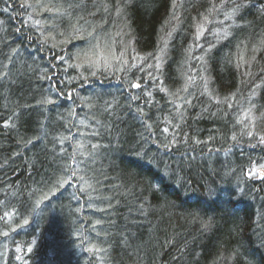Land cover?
<instances>
[{
  "label": "trees",
  "instance_id": "16d2710c",
  "mask_svg": "<svg viewBox=\"0 0 264 264\" xmlns=\"http://www.w3.org/2000/svg\"><path fill=\"white\" fill-rule=\"evenodd\" d=\"M235 3L0 0L3 264H264V0Z\"/></svg>",
  "mask_w": 264,
  "mask_h": 264
},
{
  "label": "snow or ice",
  "instance_id": "6c2138e0",
  "mask_svg": "<svg viewBox=\"0 0 264 264\" xmlns=\"http://www.w3.org/2000/svg\"><path fill=\"white\" fill-rule=\"evenodd\" d=\"M233 3H234V7L232 8V11H230V12H226V13H225V18L228 19V20H232L233 17L236 15V13H237L238 11L242 10V9L245 7V5H244L243 3H238V4L235 3V0H233ZM81 6H86V5H85V0H81V4H80V5H77V7H81ZM21 7H24V5H21ZM27 7L35 8V7H44V6H43V5H35V6H34V5H27ZM9 10H10V6H9V5H6V6L3 8V12H5V13L9 12ZM103 10H104V11H107V10H108L106 5L103 6ZM29 19H31V16L29 17ZM80 19H81V20H84V17L81 16ZM33 23H34L35 25H40V24H41V21H40V20H35ZM85 23H87V21H85ZM18 30H19V29H18ZM203 34H204V29H203L202 27H199V28L197 29V36H196V39L199 40V38H200L201 36H203ZM40 35L43 36V40L41 41V43H46V42L48 41V37H47V36H44L43 32H41ZM61 35H63V33H61ZM212 35L215 36L217 39H220V38H227L228 32L225 31L224 34H223V37H220V34H219L218 32H213ZM87 36L91 38L90 41H89L90 44H92V41L96 39V37L93 36V33H92V32H88V33H87ZM94 46H95V45L93 44V47H94ZM53 47H55V45H53ZM197 47H199V48H204V45H203V44H199V45H197ZM214 47H215V43H214V42H209V45H208L207 49L205 50L204 55H207L208 53H210L211 50H212ZM189 52H191V46H190V48H189ZM204 55L198 56V57H196V59L203 61V60H204ZM77 58H79V53H77ZM60 59H63V57H60ZM157 59H159V57H157ZM72 66H73V67H76V68H84V71H81V72L79 73V79L76 81L77 83H79L80 80L87 81V80H89L90 77H96L98 73H106V72H108V71L110 70V68H111L110 65H104V66H101V65L96 64V63H90V64H88V65H86V66H84V65H80V64L72 65ZM132 67H135V65H133ZM149 67H152V65H149ZM160 67H161V65H160L159 63H157V64H156V68H157V69H160ZM123 70H124V69H120V71H123ZM6 75H7V73H6ZM157 79H158V77H157ZM69 82L71 83L72 81H69ZM132 87H133V88H139L140 85H139V84H133ZM256 87L259 88L260 85H256ZM186 90H187V85H185V91H186ZM204 90H205V92H207V90H208V83H207V81L204 82ZM160 91H164V92H166L167 89H165V88H161ZM208 94H209V96L212 95L211 93H208ZM69 95H70V94H69ZM254 95H255V90H253V91L250 93V97H249V102H250V103H251V97L254 96ZM96 96L102 99V95H101L100 92H97V93H96ZM145 96L148 97V98H151L152 93L146 91V92H145ZM139 98H140V97H139L138 95H133V96H130V97H129L130 100H137V99H139ZM81 99H86V98L81 97ZM41 103H42V104H52L53 101H52L51 99H45V100H42ZM185 103L191 105V104H192V101H191V100H186ZM216 103L219 104L220 101L217 100ZM228 106L231 107V104H229ZM253 107H255L254 104H253ZM204 110L207 111V108H205ZM104 111H105V112H108V111H109V108H108V106H107V102H106V101H105V104H104ZM141 111H142V110H141ZM249 111H251V109H249ZM71 114H72V113L70 112L69 115H71ZM246 117H247V114H246ZM180 118L183 119V114H180ZM242 122H243V121H241V123H242ZM80 123L83 124L84 121H81ZM96 123L99 124L100 121H97ZM6 126H7V125H6ZM147 127H148V128H151L152 125L149 124V125H147ZM106 129H107L108 134H109V135H112V132H113V128H112V126H111V125H106ZM168 130H169V129H168L167 127H165V128L163 129V132L167 133ZM116 131H119V129L117 128ZM94 134L98 135L99 133L96 132V133H94ZM239 135H240V136H247V137L251 140V138L253 137V131L250 129L249 126L246 125L245 128H242V129L240 130ZM64 139H67V137H61V142H63ZM165 139H167V138L165 137ZM231 139H232L233 141H236V140H237V134H235V133L232 134V135H231ZM258 142H259V144L264 145V135H261V136L258 137ZM172 143H175V141H172ZM251 146H252V147H255L256 145H255V144H252ZM75 147H76L77 150H80V149H82V148L84 147V145H83L82 143H80V142H77L76 145H75ZM96 147H97V145H95V144L92 145V148H93V149H95ZM165 147H167V145H165ZM137 150H139V149H137ZM230 151H231V149H228V150L225 152V155H227L228 152H230ZM74 155H75V154H74ZM80 155L83 156V155H85V153L81 151V152H80ZM72 175H75V172H73ZM80 179L83 180V177H80ZM41 182H42V183H46L47 181H45V180L42 179ZM57 183L60 184L61 186H63V184H64V183H67V181H66L63 177H61V178L57 181ZM53 192H54V188H53ZM54 194H55V193H54ZM29 195H31V194H29ZM144 195H146V193H145ZM45 198H46V197H45ZM105 199H107V197H105ZM139 199H140V200H143V197L141 196V197H139ZM41 202H42L41 200H37V201H36V205H35V207L32 208V211H33L34 213L36 212V209L40 207ZM145 203L148 204L149 208H151V209H153V210H156V207H157V205L159 204V201H155V202H153V201H151V198H149L148 201H146V202H144V203H140L139 207L136 209L138 215H140V216H146V215L148 214V208H145ZM25 223L27 224L28 221H25ZM97 223H99V221H98ZM131 223H135V221L133 220V221H131ZM126 227H127V225H126ZM203 227H204L205 229H207V228L209 227V223H205V224L203 225ZM7 235H8V233L5 232V233H4V236H7ZM89 250H91V249H89ZM16 251H17V252H20L21 249L18 247V248L16 249ZM28 251L31 252L32 249L29 248ZM18 258H19V257H17V259H18Z\"/></svg>",
  "mask_w": 264,
  "mask_h": 264
},
{
  "label": "rangeland",
  "instance_id": "374dc122",
  "mask_svg": "<svg viewBox=\"0 0 264 264\" xmlns=\"http://www.w3.org/2000/svg\"><path fill=\"white\" fill-rule=\"evenodd\" d=\"M5 246H6V245H2V244H1V245H0V250L4 249ZM0 264H3V261H2V260H0Z\"/></svg>",
  "mask_w": 264,
  "mask_h": 264
}]
</instances>
